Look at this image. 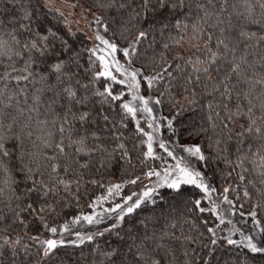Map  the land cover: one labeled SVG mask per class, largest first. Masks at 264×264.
I'll return each instance as SVG.
<instances>
[{"label": "snow or ice", "instance_id": "6c2138e0", "mask_svg": "<svg viewBox=\"0 0 264 264\" xmlns=\"http://www.w3.org/2000/svg\"><path fill=\"white\" fill-rule=\"evenodd\" d=\"M0 264H264V0H0Z\"/></svg>", "mask_w": 264, "mask_h": 264}, {"label": "trees", "instance_id": "16d2710c", "mask_svg": "<svg viewBox=\"0 0 264 264\" xmlns=\"http://www.w3.org/2000/svg\"><path fill=\"white\" fill-rule=\"evenodd\" d=\"M82 2H83V0H82ZM81 38H83V37H81ZM105 239H107V237ZM113 242H115L114 238H113ZM72 258L75 259V256H73Z\"/></svg>", "mask_w": 264, "mask_h": 264}, {"label": "rangeland", "instance_id": "374dc122", "mask_svg": "<svg viewBox=\"0 0 264 264\" xmlns=\"http://www.w3.org/2000/svg\"><path fill=\"white\" fill-rule=\"evenodd\" d=\"M81 27H84V25L82 24ZM86 31H87V29H86Z\"/></svg>", "mask_w": 264, "mask_h": 264}]
</instances>
